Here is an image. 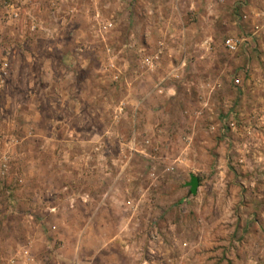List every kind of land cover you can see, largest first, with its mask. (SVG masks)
<instances>
[{
    "label": "rangeland",
    "instance_id": "374dc122",
    "mask_svg": "<svg viewBox=\"0 0 264 264\" xmlns=\"http://www.w3.org/2000/svg\"><path fill=\"white\" fill-rule=\"evenodd\" d=\"M262 12L0 0V257L264 264Z\"/></svg>",
    "mask_w": 264,
    "mask_h": 264
},
{
    "label": "built area",
    "instance_id": "2783aa9c",
    "mask_svg": "<svg viewBox=\"0 0 264 264\" xmlns=\"http://www.w3.org/2000/svg\"><path fill=\"white\" fill-rule=\"evenodd\" d=\"M15 16L16 13L14 14ZM262 15H264V12H262ZM244 17V16H243ZM247 38L245 37H234V36H227L224 39V46L230 51V52H236L241 45H246ZM7 64L4 62L1 67L5 68ZM6 170V163L5 161L1 164V172L4 173ZM0 264H33V256L30 250L24 249L21 252H18L17 254L11 255L9 257H0Z\"/></svg>",
    "mask_w": 264,
    "mask_h": 264
},
{
    "label": "water",
    "instance_id": "95a60500",
    "mask_svg": "<svg viewBox=\"0 0 264 264\" xmlns=\"http://www.w3.org/2000/svg\"><path fill=\"white\" fill-rule=\"evenodd\" d=\"M187 184L190 186V191L192 193H195L196 188L198 186V179L196 176H191L189 182H187Z\"/></svg>",
    "mask_w": 264,
    "mask_h": 264
},
{
    "label": "crops",
    "instance_id": "0c3cea01",
    "mask_svg": "<svg viewBox=\"0 0 264 264\" xmlns=\"http://www.w3.org/2000/svg\"><path fill=\"white\" fill-rule=\"evenodd\" d=\"M59 43V42H58Z\"/></svg>",
    "mask_w": 264,
    "mask_h": 264
}]
</instances>
